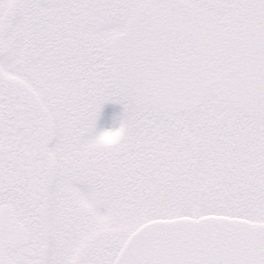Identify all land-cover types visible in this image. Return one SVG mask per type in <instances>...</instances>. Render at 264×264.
I'll list each match as a JSON object with an SVG mask.
<instances>
[{
  "label": "snow or ice",
  "instance_id": "snow-or-ice-1",
  "mask_svg": "<svg viewBox=\"0 0 264 264\" xmlns=\"http://www.w3.org/2000/svg\"><path fill=\"white\" fill-rule=\"evenodd\" d=\"M0 264H264V0H0Z\"/></svg>",
  "mask_w": 264,
  "mask_h": 264
},
{
  "label": "rangeland",
  "instance_id": "rangeland-1",
  "mask_svg": "<svg viewBox=\"0 0 264 264\" xmlns=\"http://www.w3.org/2000/svg\"><path fill=\"white\" fill-rule=\"evenodd\" d=\"M122 113V104L112 101L105 103L97 122L98 127L103 129L118 126Z\"/></svg>",
  "mask_w": 264,
  "mask_h": 264
},
{
  "label": "clouds",
  "instance_id": "clouds-1",
  "mask_svg": "<svg viewBox=\"0 0 264 264\" xmlns=\"http://www.w3.org/2000/svg\"><path fill=\"white\" fill-rule=\"evenodd\" d=\"M108 129H111L110 134L103 135L101 133V135L98 136L99 142L104 145H112L118 143L124 134V127L119 122L118 126L109 127Z\"/></svg>",
  "mask_w": 264,
  "mask_h": 264
}]
</instances>
